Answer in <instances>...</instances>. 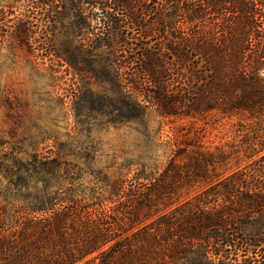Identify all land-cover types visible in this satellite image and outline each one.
I'll list each match as a JSON object with an SVG mask.
<instances>
[{
	"label": "trees",
	"instance_id": "16d2710c",
	"mask_svg": "<svg viewBox=\"0 0 264 264\" xmlns=\"http://www.w3.org/2000/svg\"><path fill=\"white\" fill-rule=\"evenodd\" d=\"M92 1L112 40L125 16L148 43L133 75L118 63V121L239 116L243 152L188 139L162 167L109 172L95 151L81 166L74 149L22 156L0 137V264H264V0ZM90 40L89 56L109 44ZM132 77L144 92L123 91Z\"/></svg>",
	"mask_w": 264,
	"mask_h": 264
},
{
	"label": "rangeland",
	"instance_id": "374dc122",
	"mask_svg": "<svg viewBox=\"0 0 264 264\" xmlns=\"http://www.w3.org/2000/svg\"><path fill=\"white\" fill-rule=\"evenodd\" d=\"M93 2L0 0V137L6 145L22 156L34 150L74 149L81 166L89 161L85 153L95 151L94 168L110 166L109 172L130 160L162 167L173 142L188 139L209 149L228 146L242 153L240 124L246 119L239 116L221 118L210 112L163 118L150 111L141 121H118V63L119 73L130 77L140 46L148 43L133 39L125 16L120 17L127 23L122 27L125 41L112 40ZM91 38L94 44H109L89 56L84 48ZM62 56L79 58L75 66L84 70ZM84 60L92 61L93 71ZM130 80L123 91L146 90L137 78Z\"/></svg>",
	"mask_w": 264,
	"mask_h": 264
}]
</instances>
